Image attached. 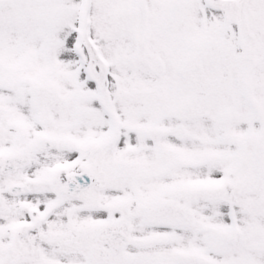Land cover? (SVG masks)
<instances>
[{
  "label": "snow or ice",
  "instance_id": "1",
  "mask_svg": "<svg viewBox=\"0 0 264 264\" xmlns=\"http://www.w3.org/2000/svg\"><path fill=\"white\" fill-rule=\"evenodd\" d=\"M0 264H264V0H0Z\"/></svg>",
  "mask_w": 264,
  "mask_h": 264
}]
</instances>
